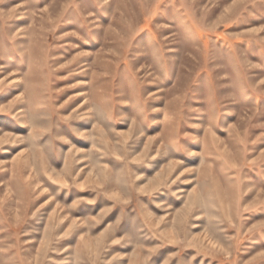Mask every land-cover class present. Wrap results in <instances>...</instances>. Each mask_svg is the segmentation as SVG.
<instances>
[{
    "label": "rangeland",
    "instance_id": "1",
    "mask_svg": "<svg viewBox=\"0 0 264 264\" xmlns=\"http://www.w3.org/2000/svg\"><path fill=\"white\" fill-rule=\"evenodd\" d=\"M0 264H264V0H0Z\"/></svg>",
    "mask_w": 264,
    "mask_h": 264
}]
</instances>
